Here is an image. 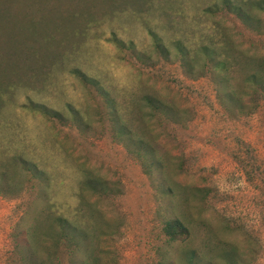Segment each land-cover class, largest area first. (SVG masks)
<instances>
[{
	"label": "rangeland",
	"instance_id": "rangeland-1",
	"mask_svg": "<svg viewBox=\"0 0 264 264\" xmlns=\"http://www.w3.org/2000/svg\"><path fill=\"white\" fill-rule=\"evenodd\" d=\"M236 4L0 0V264H84L86 248L90 264L174 263L203 249V220L264 264V88L181 53L214 39L264 58V8L245 21ZM177 216L193 241L164 232ZM63 218L90 233L81 249Z\"/></svg>",
	"mask_w": 264,
	"mask_h": 264
},
{
	"label": "trees",
	"instance_id": "trees-1",
	"mask_svg": "<svg viewBox=\"0 0 264 264\" xmlns=\"http://www.w3.org/2000/svg\"><path fill=\"white\" fill-rule=\"evenodd\" d=\"M225 2H229V0H225ZM236 3V6H234L235 10L239 14H243L245 21H247V19L250 20V18H256V15L253 11L254 8H264V0H236ZM151 32L153 36H157L154 31ZM213 41L214 39H212V43H210L209 45L199 44L190 49H188L187 47V51H185L184 49L183 52H181L183 58L185 56H188V60L191 63H196L198 57L203 55L206 60L205 66L212 64V66L218 70L225 69L227 71H231V67L233 66L235 68V71L238 72L237 74L239 75V77H241L244 84H253V86H260L264 88V75L262 74V72L264 71V58L253 54L245 55L244 53H237L236 55V53L234 54V52L233 54L228 56L224 54V51L221 52L222 48L217 45L218 43H220V41L217 43H213ZM224 41L226 42L227 39H224ZM180 46L181 45L178 43V48H181ZM218 58L220 59L218 60ZM245 58L248 63L243 69L242 67L241 69L239 67H235ZM233 77L235 76L229 77L228 74L226 78L221 80L222 84L226 87L225 84H229V80ZM83 78L88 79L86 75H83ZM223 81L225 84L223 83ZM143 98L142 100H145L151 106V108L154 109V111L159 112V110L162 109L168 112L174 111V106L166 100H163V102L162 99L151 95L144 96ZM237 100L241 101L242 98L238 95L236 101ZM32 108L37 110L40 109L43 113L48 112L46 113L47 115H55V117L59 116L60 113L57 109H52L51 111H49L43 105H34ZM119 116L121 117L122 114H119ZM120 133L122 135H125L128 132L123 128ZM191 222L192 221L187 220L184 217L177 216L175 219L167 220V223L164 226V232L173 242L177 241L178 239L182 241H193L194 233L191 229ZM200 224L202 226H205L207 232L206 236L203 239V249L198 246H189L188 244H186V246L181 249L180 255L178 256L176 262L166 264H180L181 262H184L185 264H217V260L219 259L224 261L225 264H250L249 259H247V253H240V248L237 244L218 238L217 242L212 245L213 236H210V233L212 232L210 222H208L207 220H203L200 222ZM60 230L62 231V235L69 240L70 244L75 245L77 250L81 249L83 240L85 241L87 236H90V233L84 226L69 225L67 218H63ZM72 252H76V249H73ZM91 253L92 250L86 248L84 264H90V262H92ZM213 253H215V255Z\"/></svg>",
	"mask_w": 264,
	"mask_h": 264
}]
</instances>
